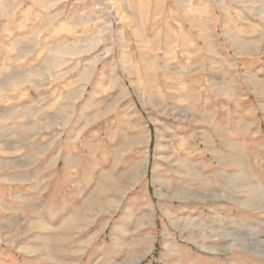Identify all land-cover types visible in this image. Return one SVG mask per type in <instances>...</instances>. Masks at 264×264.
Wrapping results in <instances>:
<instances>
[{
  "label": "rangeland",
  "instance_id": "1",
  "mask_svg": "<svg viewBox=\"0 0 264 264\" xmlns=\"http://www.w3.org/2000/svg\"><path fill=\"white\" fill-rule=\"evenodd\" d=\"M0 264H264V0H0Z\"/></svg>",
  "mask_w": 264,
  "mask_h": 264
},
{
  "label": "bare ground",
  "instance_id": "2",
  "mask_svg": "<svg viewBox=\"0 0 264 264\" xmlns=\"http://www.w3.org/2000/svg\"><path fill=\"white\" fill-rule=\"evenodd\" d=\"M133 173L135 174V171H133Z\"/></svg>",
  "mask_w": 264,
  "mask_h": 264
}]
</instances>
